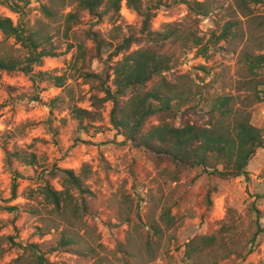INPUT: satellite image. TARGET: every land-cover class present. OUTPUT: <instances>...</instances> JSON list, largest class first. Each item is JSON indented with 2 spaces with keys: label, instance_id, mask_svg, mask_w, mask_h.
<instances>
[{
  "label": "rangeland",
  "instance_id": "obj_1",
  "mask_svg": "<svg viewBox=\"0 0 264 264\" xmlns=\"http://www.w3.org/2000/svg\"><path fill=\"white\" fill-rule=\"evenodd\" d=\"M2 1L0 15L17 23L19 16L6 8ZM197 1H205L209 9V15L202 18L199 25L201 47L205 45L207 51L201 52L199 47L179 55L177 64L164 73L166 79L174 83H179L178 78L183 76L180 88L191 92L190 111L183 119L204 124L208 120L210 99L214 95L234 94L239 107L247 110L251 124L258 127L264 137V0L250 2L241 8L237 0ZM39 8L40 3L32 0L23 9L22 22L33 24L40 21ZM121 8L116 25L120 24L125 34L138 35L139 17L135 12ZM187 15L184 4L161 7L155 11L152 29L158 30L164 23L183 20ZM87 21L85 15L73 28L80 40ZM45 22L53 43L60 47L56 49V56L43 58L42 65L34 69L64 74L66 81L63 88H56L45 81L34 85L20 71H0V194L4 198L9 196L10 174L4 163L5 150L25 148L28 152L46 155L48 168L55 159L65 155L58 162L62 169L79 172L83 164H89L91 178L87 184L93 197L84 195V198L96 201L98 213L94 217L84 216L82 222L71 219V224L64 228L58 214L37 190L43 181L19 179L18 197L12 202L21 206L15 221L17 232L9 224L12 215L0 210V240L13 235L22 245L37 244L47 259L45 264H126L123 254L114 252L116 244L125 240L129 228L119 221L114 211L126 204L131 207L132 217L139 218L144 224V230L149 229L148 219H157L164 209H170L175 218V224L163 233L161 240L152 244L154 258L143 249V239H137L131 264H264V233L254 236L256 222L264 226V148L258 149L250 161L247 180L210 179L198 169L182 170L177 173L178 179L172 181L164 173L165 161H159L154 154L131 143L123 144L121 136L114 135L109 122V102L102 108V121L87 125V132L78 129L69 111L60 109L58 103L50 113L48 104L58 95H63L65 101L71 95L80 107L90 108L89 97L92 91H96L97 83L84 80L75 71V65L78 69L84 67L86 71L95 73L103 72L105 66L97 58H92L88 64L89 56L86 55L85 66L82 64L85 60L72 64L76 49L67 51L63 38L57 33L58 24ZM226 23H232L228 40L216 44L211 32L219 35ZM112 26L109 16H106L94 29L110 40ZM144 45V42L133 44L130 51ZM84 46L87 51L93 50L89 40L84 41ZM8 48L9 42H4L0 33V52L9 51ZM76 54L79 55L78 52ZM260 55L263 61L254 68L255 74L252 75L258 84L251 88L243 84L244 79L250 77L244 57ZM120 57H114L111 63ZM202 66L206 67L207 73L201 69ZM181 119L177 116L174 122L179 124ZM155 123L156 117H152L147 125ZM12 165L26 175L32 174L16 160ZM42 179H48L55 189H61L58 177L44 176ZM30 189L35 192L31 193ZM208 189L211 190L210 202L205 198ZM258 195L263 196L259 198ZM62 230L67 239H75L78 250L59 247ZM42 232L45 234L41 235ZM205 235H215L216 250H199L192 258H186L185 245L194 237ZM0 244V264H8L20 257L28 264L32 263L28 252L5 241ZM77 251L83 253V257ZM91 253L92 258L89 256Z\"/></svg>",
  "mask_w": 264,
  "mask_h": 264
},
{
  "label": "trees",
  "instance_id": "obj_2",
  "mask_svg": "<svg viewBox=\"0 0 264 264\" xmlns=\"http://www.w3.org/2000/svg\"><path fill=\"white\" fill-rule=\"evenodd\" d=\"M35 1L40 3L41 19L33 24L22 22L23 16H21L23 9L32 0L2 1V4L19 18L17 23H14L10 17L0 15V33L3 35L4 42H9V51L0 52V71L8 73L20 71L28 76L34 85L45 81L52 83L56 88L64 87L66 81L64 74L34 69L42 65L43 58L56 56V49L60 47L53 43V36L46 31L45 20L58 24L57 33L63 38L62 42L66 44L67 51L75 48L79 53V55L76 52L73 54L72 64L79 60L84 61L86 55L89 56L88 64L92 58H97L105 66L103 72L95 73L86 71L84 67L78 69L75 65V71L84 77V80L97 83L96 91H92L89 97L90 108L80 107L78 101H74L71 95L67 101L63 95H58L48 104L50 113H53L58 103L60 109L66 108L69 111L71 117L77 122L78 129L85 131L87 125L92 126L102 121V108L109 102L111 104L109 122L114 135L121 136L123 144L131 143L147 153L154 154L159 161H165L167 164L163 169L164 173L170 176L172 181L178 179L177 173L182 170L198 169L210 179L217 178L223 181L236 178L249 179L247 167L256 151L264 148V137L262 131L251 124L247 110L239 107L237 96L214 95L210 99L206 123L193 122L190 119H183L190 111L189 102H191L189 97L191 92L182 91L180 88L184 82L183 76L178 78L179 83H174L168 81L164 75L177 64L179 55L202 46L199 25L202 18L209 15L205 1L124 0L128 10L135 12L140 19L138 35L125 34L121 25H116L120 18L123 0ZM237 2L241 8L250 2L259 3L261 0H237ZM175 4L186 5L188 15L183 20L164 23L160 29L153 30L151 21L155 11ZM66 8L70 9L66 11ZM85 15L88 17L87 27L82 30L83 39L80 40L73 28ZM106 16H109V20L114 25L110 40L105 39L99 31L94 29ZM231 24L226 23L217 36L213 31L211 32L216 44L219 41L228 40ZM85 40L92 42L93 50L87 51L84 46ZM142 42L145 43L144 46L130 51L133 44ZM198 50L205 52L207 47L204 45ZM105 53L107 55L103 59ZM117 56L121 57L111 63ZM244 58L250 77L244 79L243 84L252 88L258 84L252 76L255 74L254 68L263 61V56H245ZM86 61L87 59L82 63L83 66ZM201 69L207 73L206 67L202 66ZM177 116L182 118L179 124L174 122ZM152 117H156L157 123L147 125ZM64 156L55 159L48 168L46 155L28 152L25 148L5 150L4 163L10 174V187L7 198L0 194V210L12 215L9 224L15 232H17L15 221L21 206L12 202L18 197L19 179L43 181L37 190L58 214L64 228L71 224V219H79L82 222L84 216L94 217L98 213L96 201L84 198V195L93 197L87 184L91 178L89 164H83L79 172L74 169H62L58 167V162ZM14 160L27 167L32 174L26 175L13 168ZM44 176L58 177L61 189H55L48 179H42ZM30 192L35 190L30 189ZM210 194L211 190L208 189L205 194L208 202H210ZM262 196L258 195L259 198ZM119 208L115 209L114 213L119 221L126 223L129 228L125 240L116 244L114 252L122 253L126 264H131L136 241L142 238L143 249L152 256V244L159 242L163 233L175 224L171 210H162L157 219L149 218L147 223L149 229L144 230L141 220L132 217L131 207L128 208L125 204ZM137 217H139L138 213ZM256 227L255 237L264 233V226L259 222H256ZM44 234L41 233V235ZM216 240L215 235L194 237L185 245V257L192 258L199 250L215 251ZM3 241L28 252L31 255V264H45L47 260L35 243L22 245L13 235L0 240V242ZM59 247L63 250L79 249L74 238H66L64 230L60 231ZM76 253L83 257V253L79 251ZM1 255L0 244V257ZM89 256L92 258V253ZM8 264H28V261H23L20 257Z\"/></svg>",
  "mask_w": 264,
  "mask_h": 264
},
{
  "label": "built area",
  "instance_id": "obj_3",
  "mask_svg": "<svg viewBox=\"0 0 264 264\" xmlns=\"http://www.w3.org/2000/svg\"><path fill=\"white\" fill-rule=\"evenodd\" d=\"M121 9L122 10L125 9L126 11H129L124 1L122 2V8Z\"/></svg>",
  "mask_w": 264,
  "mask_h": 264
}]
</instances>
